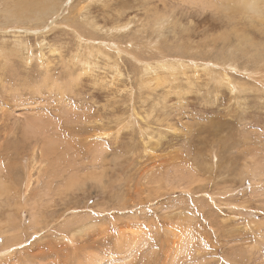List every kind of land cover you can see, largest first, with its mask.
Instances as JSON below:
<instances>
[{
  "label": "rangeland",
  "instance_id": "1",
  "mask_svg": "<svg viewBox=\"0 0 264 264\" xmlns=\"http://www.w3.org/2000/svg\"><path fill=\"white\" fill-rule=\"evenodd\" d=\"M23 1L0 0V264H264V0ZM79 39L123 75L80 77ZM166 57L198 67L140 87Z\"/></svg>",
  "mask_w": 264,
  "mask_h": 264
},
{
  "label": "bare ground",
  "instance_id": "2",
  "mask_svg": "<svg viewBox=\"0 0 264 264\" xmlns=\"http://www.w3.org/2000/svg\"><path fill=\"white\" fill-rule=\"evenodd\" d=\"M26 1L27 0H24L23 2H21L20 4H23V3H26ZM58 1H59V6H60V3H61V0H32V1H27V3L29 4V5H31V6H33V7H30V6H26V5H23L20 9H18V7L20 6V4H18V5H16L13 9H11V13L12 14H16V15H19L20 13H26L27 14V16H29V17H31V18H33V19H37L38 17H42V16H48V15H50L55 9H59V8H61V7H59L58 8V6H57V4H58ZM93 2V1H92ZM230 3H234V1L233 0H230ZM91 4V3H90ZM89 4V5H90ZM87 5V4H86ZM244 5V9H246V10H251V9H258L257 10V12H259V14L261 15L262 13L259 11L260 10V6L261 5H259V3L258 2H256L255 0H249L248 2H245V3H242V6ZM76 6V5H75ZM228 8V7H227ZM65 9V8H64ZM234 10V9H233ZM82 13V12H81ZM51 16V15H50ZM52 16H54V15H52ZM22 18H24V15H22L21 16ZM259 17V16H258ZM43 18V17H42ZM55 18V17H54ZM83 20H85L86 19V16H84L83 15ZM157 18V17H156ZM155 18V19H156ZM11 19H14V20H16V21H19L18 20V18L16 17V16H11L10 17V20ZM154 19V20H155ZM168 19H170V18H167L166 16H164V15H160L155 21V23L156 24H154L155 25V27H156V31L155 32H157V34L158 35H160V33H162V31H163V28L165 27V24L166 23H169V20ZM259 19H261V18H259ZM43 20V19H42ZM54 20V19H53ZM87 20V19H86ZM47 21V20H46ZM262 21H264V16H263V19H262ZM88 23H90L91 24V22L88 20ZM129 24V23H128ZM119 26V25H118ZM97 27V26H96ZM124 28H126L127 29V27H124ZM90 29V28H89ZM120 28L119 27H116L115 28V30H119ZM77 30V29H76ZM82 30V29H81ZM102 31V30H101ZM126 31V30H125ZM19 33H15V35L16 36H18V37H16V39H15V44H22V42L20 41L21 39L19 38L20 36L18 35ZM17 38H19V39H17ZM84 38V37H83ZM84 40V39H83ZM82 39H79V41H80V43H78V44H80L79 46H80V48H79V51L78 52H76V54H75V56L73 57V61H74V63L75 64H72V65H75L76 67H81V69L79 70L80 71V73H79V76L81 77V75H85V74H94L95 73V71L97 70V69H100V67H99V58H100V56H102V57H104V59H106V61H114V58L110 55V52H109V54L107 53V51H109L108 49H107V51H106V53L104 52H102V50H100V49H98V48H96L94 45H92V43L91 42H86V44H82L83 41ZM23 41V40H22ZM18 42V43H17ZM44 43V42H43ZM26 44V43H25ZM112 45V44H111ZM44 46V45H43ZM100 46V45H99ZM120 46V45H119ZM17 48H16V50H14L15 52L14 53H21V52H25V51H27V54H30L28 57H27V59H26V64L28 65V64H30L31 62H32V59L34 58V54L31 52V50H30V48H29V45H27L26 44V46H22V45H20V46H16ZM41 47H42V45H41ZM54 46H51L50 45V47H49V54L51 53L53 56L55 55V54H57V53H54L53 51H52V48H53ZM114 47V46H113ZM81 48H84V51L86 52V54H84L83 53V51L81 50ZM9 49V48H8ZM54 49L55 50H57L58 51V49L56 48V47H54ZM13 50V49H12ZM104 50V49H103ZM6 49L5 48H3V47H0V58H4V57H6V56H9L10 54H7L6 52ZM12 52V51H11ZM11 52H9V53H11ZM13 53V52H12ZM46 52H44L43 53V51H42V49L40 50V52H39V54L37 55L38 57V59H39V61L41 62V64L42 65H44L42 62H44L43 61V59H45V57H47L46 56V54H45ZM119 55V54H118ZM49 56V55H48ZM132 56V55H131ZM36 58V59H37ZM35 59V58H34ZM47 59V58H46ZM133 59V58H132ZM70 61V60H69ZM116 61V60H115ZM115 61H114V63H115ZM50 62V61H49ZM117 62V61H116ZM157 62V61H156ZM188 62H190V59L188 60ZM192 62H194V61H192ZM106 64V63H105ZM117 63H115V65H107V67L108 68H110V69H112L113 71L115 70V73H114V78L116 79V77H118V78H120L122 75H123V72H122V69H121V67H119L118 65H116ZM72 65H71V67H72ZM142 65V64H141ZM146 66L144 67V65H143V67H144V70H145V73L148 75V76H150L147 80H144L143 82H140L141 84V86L140 87H147V88H151V86L153 85L152 84V82H158L159 84H161L162 85V87H163V85H165L166 83H167V76H170L172 79H176V77H178L179 75L180 76H183L184 78H188V76H190L189 74L190 73H188V71H190V70H192V68H193V65H194V68H197L198 67V64L197 63H195V64H193V63H189L188 65H186V63H185V59H181V58H177V59H167V57L166 58H164L163 60H159V62H157L156 64H150V63H146L145 64ZM202 66V65H201ZM232 66V65H231ZM228 67H230V66H228ZM238 67V66H237ZM74 68V67H73ZM200 68H202V67H200ZM204 68V67H203ZM206 68V67H205ZM46 69V68H45ZM78 71V70H77ZM142 71V70H141ZM170 71V72H169ZM176 71H177V74H176ZM199 71V70H198ZM203 71V70H202ZM74 72V71H73ZM162 72H169V73H171V74H165V75H162ZM72 73V72H71ZM158 73H160V74H158ZM192 73H193V70H192V72H191V75H192ZM199 73V72H198ZM76 74H77V72H76ZM174 74H175V77H174ZM49 75V74H48ZM74 75V74H73ZM146 75V76H147ZM75 76V78H72V79H76V75H74ZM72 77V76H71ZM71 77H69L70 79H71ZM156 77V78H155ZM199 77H200V75H199ZM77 78H78V76H77ZM171 78H170V81H172L171 80ZM225 78H227L226 76H225ZM46 79V81H51L52 79H50L49 77H46L45 78ZM71 79V80H72ZM198 79V78H197ZM70 80V81H71ZM80 80V79H79ZM143 80V79H142ZM161 80V81H160ZM75 82V81H74ZM46 83V82H45ZM58 83V82H57ZM73 83V82H72ZM169 83V82H168ZM167 83V84H168ZM229 83V82H228ZM170 84V83H169ZM171 84H172V82H171ZM175 84V83H174ZM158 85V84H157ZM161 85H159V86H161ZM58 86H60L59 84H58ZM154 86H156V83H154ZM164 87H166V86H164ZM170 87V86H169ZM60 88H61V86H60ZM144 89V88H143ZM153 89V88H152ZM62 90H63V88H62ZM67 90V89H66ZM63 99V98H62ZM34 122H35V120H34ZM29 123V122H28ZM33 124V123H32ZM30 127V126H29ZM96 136H98V135H96ZM100 136H102V135H100ZM51 140V139H50ZM47 146H49V145H47ZM96 149H98V148H96ZM100 150V149H99ZM47 151V150H46ZM50 151V150H49ZM96 151H98V150H96ZM102 151V150H101ZM100 151V153H103V152H101ZM43 152V151H42ZM48 154V153H47ZM42 173V172H41ZM31 174H29L28 175V178H27V182L29 183V185H31L30 183H31V181H29L30 179H31ZM39 180H41L39 177L37 178V180H36V182L38 183L39 182ZM69 182H73V181H69ZM69 186L71 185V183L70 184H68ZM32 186V185H31ZM30 186V187H31ZM77 231V230H76ZM61 236H62V238L64 239V240H66V242H67V244L68 245H73L74 244V235H71V236H68V234L67 235H65V231H62V234H61ZM121 241V240H120ZM128 241H130V239L128 240ZM127 241V242H128ZM123 242V241H122ZM144 243V242H143ZM132 245H133V243H132ZM127 246H129V247H131V245H127ZM134 247V246H133ZM65 250V249H64ZM128 251H129V249H128ZM134 252H135V250L134 251H132V254L130 253V252H128L127 253V255H125L126 257L124 258L125 260H129V258H131L133 255H134ZM185 251H183V253H184ZM104 262V261H103ZM103 262H97V264H102ZM105 264V263H104ZM148 264V263H147Z\"/></svg>",
  "mask_w": 264,
  "mask_h": 264
}]
</instances>
